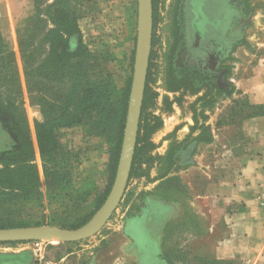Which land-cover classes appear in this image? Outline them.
Segmentation results:
<instances>
[{
	"label": "rangeland",
	"instance_id": "rangeland-1",
	"mask_svg": "<svg viewBox=\"0 0 264 264\" xmlns=\"http://www.w3.org/2000/svg\"><path fill=\"white\" fill-rule=\"evenodd\" d=\"M26 1L25 14L15 23L12 36H2L11 50L16 47L15 31L32 2ZM136 23L137 0H93L78 21L81 41L100 58L114 99L120 91L127 94L130 90ZM78 41L77 35L70 38L71 51ZM263 57L264 0H152L146 105L141 108L136 157L125 192L93 237L78 243L46 242L47 260L54 264H114L127 246L125 238L133 239L134 223L151 200L183 204V215L197 223L188 234L191 250L215 259L212 254L218 238L208 232L210 218H198L188 204L237 167L232 157L246 144L238 125L248 115L262 111L250 104L242 84ZM219 90L232 93L226 96ZM205 97L210 104L204 113L206 120L197 115V129L191 133L193 107ZM22 109L35 152L40 195L26 199L16 193L1 194L0 226L69 230L80 218H91L105 201L117 168V141L109 131L88 134L81 126L55 129V141L65 153L58 159V173L67 174L68 183L59 187L57 181L46 189L34 134V122L40 120L38 107L30 104L25 92ZM146 125L151 128L145 129ZM201 125L208 129H199ZM12 142V138L0 141V151ZM21 254L33 258L20 243H0V264ZM118 264L132 263L121 260Z\"/></svg>",
	"mask_w": 264,
	"mask_h": 264
},
{
	"label": "trees",
	"instance_id": "trees-1",
	"mask_svg": "<svg viewBox=\"0 0 264 264\" xmlns=\"http://www.w3.org/2000/svg\"><path fill=\"white\" fill-rule=\"evenodd\" d=\"M92 2L32 0L28 15L15 31V50L8 47L0 34V141L13 140L10 147L0 151V195L11 192L26 199L40 195L35 152L22 109L24 92L30 104L38 107L40 120L34 122V134L46 189L57 181L59 187L68 183L67 174L58 173V159L64 158L65 153L54 138L57 128L81 126L88 134L109 131V135L115 137L112 140L117 141L118 159L129 90L127 94L120 91L118 98L114 99V90L103 76L100 58L91 54L81 41L78 21ZM74 35L79 41L71 51L69 40ZM219 93L229 96L232 92L219 90ZM145 105L144 94L142 110ZM209 105L208 97H205L193 107L194 127L190 129L191 133L197 129V115L206 120L204 113ZM252 106L262 111L243 120L264 116V105ZM146 128L151 126L146 125ZM199 129L206 131L208 128L201 125ZM89 219L90 216L80 218L78 224L74 223L69 230L80 228ZM24 227L30 226L10 224L1 225L0 229ZM194 228H197V223L187 214L178 222L165 226L159 256L163 264H236L193 253L188 234Z\"/></svg>",
	"mask_w": 264,
	"mask_h": 264
},
{
	"label": "crops",
	"instance_id": "crops-1",
	"mask_svg": "<svg viewBox=\"0 0 264 264\" xmlns=\"http://www.w3.org/2000/svg\"><path fill=\"white\" fill-rule=\"evenodd\" d=\"M26 0H0V33L12 36L15 23L25 14ZM251 105H264V57L253 75L242 84ZM237 131L245 140L242 152L234 155L237 167L229 169L203 195L188 204L198 218H210L209 234L217 235L213 250L217 260L236 264H264V208L258 197L264 190V116L243 120ZM233 169V170H232ZM184 205L151 200L134 223L135 235L126 237L125 246L114 264H163L160 243L165 226L179 220ZM33 258L15 255L5 264H32Z\"/></svg>",
	"mask_w": 264,
	"mask_h": 264
},
{
	"label": "water",
	"instance_id": "water-1",
	"mask_svg": "<svg viewBox=\"0 0 264 264\" xmlns=\"http://www.w3.org/2000/svg\"><path fill=\"white\" fill-rule=\"evenodd\" d=\"M151 41L152 0H137L134 62L122 143L114 180L101 207L86 224L76 230H65L47 226L0 229V243L31 241L78 243L96 235L110 219L125 192L133 162Z\"/></svg>",
	"mask_w": 264,
	"mask_h": 264
},
{
	"label": "built area",
	"instance_id": "built-area-1",
	"mask_svg": "<svg viewBox=\"0 0 264 264\" xmlns=\"http://www.w3.org/2000/svg\"><path fill=\"white\" fill-rule=\"evenodd\" d=\"M259 205L264 208V190L258 197ZM22 247L28 248L33 255L32 264H54L47 260L45 255V241H31L20 243Z\"/></svg>",
	"mask_w": 264,
	"mask_h": 264
},
{
	"label": "bare ground",
	"instance_id": "bare-ground-1",
	"mask_svg": "<svg viewBox=\"0 0 264 264\" xmlns=\"http://www.w3.org/2000/svg\"><path fill=\"white\" fill-rule=\"evenodd\" d=\"M52 242H54V241H52Z\"/></svg>",
	"mask_w": 264,
	"mask_h": 264
}]
</instances>
